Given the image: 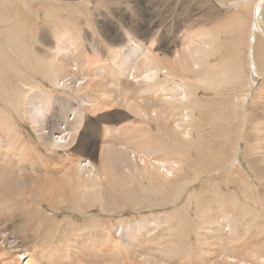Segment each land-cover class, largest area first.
<instances>
[{
	"label": "bare ground",
	"instance_id": "bare-ground-1",
	"mask_svg": "<svg viewBox=\"0 0 264 264\" xmlns=\"http://www.w3.org/2000/svg\"><path fill=\"white\" fill-rule=\"evenodd\" d=\"M4 1L13 4L11 1ZM251 1L243 0L241 4H247L246 6L251 9L253 7H251V3L254 2ZM14 2H18L17 5L13 4V7L10 4V7L14 10V14H19L20 9L26 10L28 7L27 0H15ZM4 7L6 8L3 5ZM37 10L34 11L36 15ZM43 11L47 16H52L54 12L51 7H44ZM2 14L5 17L7 16L5 13ZM227 16L229 17H224L222 14L219 15L218 24L222 25L220 31L224 28L227 31H234V34L236 31L242 33L241 29H246L248 25L246 22L251 20V18L248 20L240 12H233ZM261 17L264 20V9L261 12L259 11L258 14L256 13L254 29H257L260 33H264ZM19 25L21 26V24ZM3 28L0 32H4L3 30H5L6 34L3 33L5 39V36L11 33L9 31L12 28L11 25H4ZM23 28H20L22 32L24 31ZM126 28L118 31L111 28L109 32H100L104 40L103 42L109 46L108 48L112 50L115 57L111 58L108 54L109 57L107 59H104L102 56L98 57V50L99 54L102 53V50L97 43L93 45L96 48V50L92 51L93 53L84 50L70 30L62 29L63 33L58 34H62L63 38L56 39L55 44L51 42V38H48V40L46 39L47 37L45 38L47 45L50 44L51 53L55 51L61 57L57 59L53 56L50 58V62L47 60L49 62L47 66H44L43 69H37L38 74L43 75L54 83L56 88H58V85H61L64 90H75L73 95L80 96L81 102L72 103V100L68 99L63 103L64 98H54V96L49 94L48 91L50 90L45 92L41 89H38L39 93L34 97L31 95L30 99L28 98L30 100L27 102L29 120L35 128L41 144L46 148H54L53 152L57 153L56 155L50 154L46 156V159L38 157L43 155L39 154L40 150H35L27 142H22L13 126L10 127L4 124L2 127V133H0V161L3 158L7 161L4 160V164L0 163V167L14 168L13 163L15 162L19 166L18 170L23 173L27 169L34 171L44 165L43 162H36V160H44L51 165L49 168L42 166L45 167V175L39 186L46 187V189L38 196V200H34L31 204L26 205L28 212L34 210L32 206L35 204L41 209V206L45 203L55 210H57L59 205L67 204L70 208L80 213L87 210L88 207H91L96 202L109 206L117 199L108 193L110 189L103 192L104 183L109 187L114 186L113 189H117V187L121 188L124 184L130 183L133 180H141L143 182L147 179L158 183L151 187L154 191L159 190L158 186H162L164 183L167 186L170 182L172 183V177L185 169L187 160L189 157L191 158V154L193 155L192 151L189 150L188 144L195 142L193 134V128L196 125L195 118L199 116L200 120L204 121L207 119L206 114L209 113V108L213 112V110L219 107L217 103L212 105L213 102L210 103L211 106L202 105L197 97L203 85V93H208L210 96L213 94L211 91L215 89V85L210 78V74L212 73L208 74V61L210 57L214 56L216 58L214 50L218 48L219 36H217L218 38L215 37L216 35L211 36V38L203 37V40L199 41H193L192 39V45L187 46L185 49H178L174 55L166 57L153 49L152 43L156 37L151 36L150 28H145L138 32V34H133L129 29L126 30ZM46 29L45 26L42 27L40 33ZM37 32L34 34V31L33 39L39 37L40 34ZM50 32L53 31L50 30ZM15 33L17 34L18 32L16 31ZM42 34L44 35V33ZM251 35V40L255 37L254 41H257L255 42L256 48H253L251 56L252 67L254 68V71L251 72L253 78L251 83L248 80L243 81L245 71L238 64L239 60L236 58L230 61L234 55L232 52L227 55L228 57H224L221 61L222 65L220 64L221 68L228 69L227 73L222 72L221 77L223 75L224 78L226 76L231 78V84H235L233 83L234 80L239 83L244 82V88L241 91L238 89V91L242 92L239 100H237L239 101V109L241 111L246 110L245 105L249 97V89L252 85L256 84L255 82H258L257 79L260 77V73L263 74V81L261 80L260 82L258 93L264 87V40L261 39L263 35L258 40H256V36L252 33ZM194 36H199V34H195ZM11 37L13 38V36ZM11 37H6L9 45H11L10 42H13ZM149 37H151L150 43L148 42ZM23 40L26 42L25 39ZM142 40H146L149 44L142 43ZM0 51L2 52L1 48ZM218 51L219 49L216 52ZM15 54L17 55L16 52ZM72 61L73 63H71ZM95 61H102V63L93 67ZM4 63L3 66L5 65ZM190 73L194 75L193 78L190 77ZM105 76L111 77V79L109 78L110 81L115 82L113 84L111 81L112 86L116 85L114 88L112 87V91L109 90L111 85H108L110 86L108 93L102 81L104 79L102 77ZM228 80L230 82V79ZM245 82L247 83L245 84ZM33 87L38 88L34 85ZM116 103L118 105L120 103L124 104L122 107L132 109L135 116L139 117L137 123L135 122L134 125L131 121V125L129 124L128 127L121 126L125 129L127 128L129 132L132 131V134L123 128L110 126L109 122L108 125L104 124L102 131L100 129L93 130L91 127L93 131L90 135V140L79 139L76 142L82 124H85L86 121H93L92 115L96 111L106 114L107 108L110 105L115 106ZM56 106H60L61 112H63V108L66 106L69 112L67 111L68 113H64L61 117L54 119L52 113L53 115H60ZM263 106L264 101L257 102V104L254 101L255 108H253V111H262ZM235 110L233 111L236 112ZM115 113L120 118L126 115L120 109ZM101 114L95 116L94 124L97 120L107 119L108 114L106 116H102ZM238 114L236 112L234 116ZM242 115L244 116V114ZM217 118H219L217 115L212 116L209 122L214 123ZM114 120L116 119L114 118ZM200 123L202 122L200 121ZM152 124L157 126L156 132L150 128ZM134 126L136 127L135 130ZM256 128L254 127L255 130ZM121 132L122 134L120 135ZM100 134L101 136L103 135V138L100 137ZM248 141L246 142L247 145H245L246 154L244 160L249 164L255 158H251L252 154L250 153H252V149L249 148ZM258 146L260 148V145ZM59 148L65 152V155L70 156L71 150H74L75 154L62 161L60 159ZM5 151L9 156L7 159ZM195 152L196 156L199 155V145L195 149ZM9 162H13L12 165ZM262 179L264 180V178ZM183 185H185V182H183ZM240 186L241 191L239 195L237 194L238 197L236 194H233L234 192L228 191L229 193H224L220 190H213L211 194H202L197 190L192 192L187 206L194 202L197 207L195 215L199 225L196 231L197 249L195 252L188 251L189 243H181V238L187 236L189 229L187 219L183 214L184 209L182 208L183 212L179 213L181 208H177L179 211H173L170 214L175 218L174 222L173 218H170L165 213L161 216L153 215L149 218L137 219L127 224L119 222L114 224V228L96 226L95 228H87V231L84 230L85 228L82 231L72 229L70 235L73 240H71V245H66V249L70 250V252L69 256H65V258L77 255L80 251L81 253L87 252L90 254L96 252L95 254H91L94 255L93 257L87 255L86 258L81 254L82 257L84 256V258L80 256L84 262L82 264H264V207H258L260 203L256 198L258 196L252 195V192L247 187L248 185H246L247 188H245V184ZM179 187L181 186L179 185ZM244 196H248V199H250L248 203L244 201L246 198ZM176 197L177 195L173 196L174 199L170 201H175ZM4 200L6 201L7 199ZM215 200L217 201L220 213L217 212L218 209L214 205L216 203ZM15 205L16 207H25V203L23 202H17ZM188 209L190 208H185L186 212ZM46 219L47 227L53 220L51 217H46ZM169 220L171 224H169ZM159 226L160 228L158 229ZM58 227L60 228V224ZM2 231L4 233L0 239L7 241L9 238L4 234L8 232L3 229L0 232ZM81 240L85 241L82 243L83 245L80 243ZM9 242L14 243V240ZM74 242L76 243L73 244ZM102 245L104 246L102 247ZM84 246L90 247L91 252ZM105 246L108 248L107 253L102 251V248ZM82 247H84V251L80 250ZM50 255V253L45 254L44 252L45 264H61L49 259ZM28 256L29 254L27 255L26 252L18 253L17 258L19 259V263L22 260L23 264H42L35 260L31 261L33 257L30 258ZM10 260L9 264H14L13 259Z\"/></svg>",
	"mask_w": 264,
	"mask_h": 264
},
{
	"label": "rangeland",
	"instance_id": "rangeland-1",
	"mask_svg": "<svg viewBox=\"0 0 264 264\" xmlns=\"http://www.w3.org/2000/svg\"><path fill=\"white\" fill-rule=\"evenodd\" d=\"M3 1L4 0H0V15L2 16H0V18H2L0 19V30L4 29V25H11V28L12 26L15 27L9 31L13 38L8 34L4 39L3 35L6 34L5 30H3L4 32H0V48L2 49V52L0 51V133H2V127L4 124L10 127L13 126V129L18 132L19 139L22 142H27L33 146L35 150H40L39 154L43 155L38 157L46 159V156H49L50 154L56 155L57 153L53 152L54 148H46L41 144L38 134H36L37 132L29 120L27 102L30 100H28V98L30 99L31 95L34 97L41 89L45 92L50 90L48 92L54 96V98H64L65 100L62 101L63 103L68 99H71L72 103L81 102L80 96L77 97L73 95L75 90H64L61 85H58V88H56L54 83L46 79L43 75L38 74L37 71V69H43L44 66H47L50 62V58L53 56L57 59L61 57V55L57 54L55 51V54L51 53L52 50L49 48L50 44L47 45L45 40L51 38V42L55 44L54 42L56 39L63 38L62 34H58L63 33L62 29H66L67 31L70 30L77 42H80L81 47L87 52H92L94 49L96 50V48L93 47L94 43L99 44L102 53L99 54L100 52L98 50L97 55L98 57L102 56L104 59H107L109 55L113 58L114 55L112 50L108 48L109 46L103 42L104 40L103 37H101L102 35L100 32H109L111 28L114 30L117 29L118 31L124 30L127 27L126 30L129 29L133 34H138L141 30L150 28L151 36L156 37L154 41L155 43H152L153 49L162 53L166 57L174 55L175 51L178 49H185L187 46L192 45L194 40L199 41L203 40V37L211 38V36L215 35V37L218 38L217 36H219L218 48L214 50L216 58L214 56L210 57V60L208 61V74L212 73L210 74V78L215 85V89L211 91L213 94L210 96L208 93H203V85V87L201 86L202 91L200 90L198 92L197 97L202 105H210L211 102H213L212 105L217 103L219 107H217L216 110H220H213L212 112L209 108V113L206 114L207 119L204 121L200 120V117L196 114L197 117L194 120L196 125L193 128L195 142L188 144L189 150L192 151L191 153H193V155L191 154V158L189 157L187 160L185 169L179 171L176 176L172 177V183L170 182L167 186L165 183L162 186H158L159 190L157 189V191H154L151 187L158 183L147 179L143 182H141V180H133L130 183L124 184L121 188L117 187V189H113L114 186L109 187L104 183L103 192L110 189L108 193L117 199L109 206H104L102 203L96 202L93 203L91 207H88L87 210L81 211L80 213L70 208L67 204H61L57 210H55L45 203L41 206V209L35 204L32 206L34 207V210L28 212L26 205L31 204L34 200H38V196L46 189V187L39 185L45 175V167L49 168L51 165L44 160H36V162H43L44 165L42 166L45 167L41 166V168H37L34 171L27 169L26 172L23 173L18 170L19 166H17L15 162H9L11 165L13 163L14 168L0 167V231L2 229L6 230L8 233L4 235L9 238L7 241L0 239V264H9L11 261L10 259H13L14 264H23L22 260H20L19 263V259L17 258L18 253L21 252H26L27 255L29 254L28 257L30 258L33 257L31 261L35 260L42 264H45V257H43L44 252L45 254L50 253L51 255L49 259L57 263L82 264L84 262L81 258H84V256L86 258L87 255L93 257L94 255L91 254H95L96 252L90 254L87 252L81 253L79 251L77 255L69 257L71 260L65 258V256H69L70 252V250L66 249V245H71V240H73L70 235L72 229L82 231V229L85 228L84 230L87 231V228H95L96 226L114 228V224L119 222L127 224L128 222L137 219L149 218L153 215L161 216L165 213L169 215L170 218H173L174 222L175 218L170 214H172L173 211H179L177 208H181L179 213H182L184 209L183 214L187 219V226L189 229L187 236L181 238V243H189L190 246L188 247V251L195 252L197 249L196 231L197 226L199 225L195 215L197 207L194 202L187 206L194 190H197L202 194H211L213 190H220L224 193L234 192L233 194L239 195V192L241 191L240 185L245 184V188L248 187L253 196H258L256 197L257 200L260 201L258 207H264V180L262 179L264 178V106L262 111H253V108L256 107V105L254 107V101L255 104L264 101V87H262L260 93H258L260 82L261 80L263 81V74L260 73V77L257 79L258 82H255L256 84L252 85L249 89V97L245 105L246 110L241 111V109H239V101L237 100H239V97L241 96L242 92L240 91L244 88V82L239 83L234 80L233 83L235 84H231V78L228 76L224 78L223 75L221 77V74L227 73L228 69L221 68L220 66V64L222 65L221 61L224 57H228L227 55L232 52L234 55L230 61H233L236 58L239 60L238 64L241 65L242 70L245 71L243 74V81L248 80L249 83H251V80L253 79L251 72L254 71L251 56L253 48H256L255 42H257L254 41L255 37L251 40V33L256 36V40L262 35L264 36V33L261 32V34L257 29H254L256 13L258 14L259 11L261 12L264 9V0H252L254 2L251 1V7L253 6L251 9L246 6L247 4H241V1L243 0H27L28 7L26 10L20 9L18 12L19 14H14V10L10 7V2ZM7 1H11L15 5L18 4V2H14L15 0ZM13 4H11L12 7ZM3 5L6 6V8H3ZM44 7L53 8V15L47 16L43 11ZM5 9L7 10L5 11ZM36 10L37 15L34 13ZM233 12L242 13V15H245L248 20L251 18V20L246 22L248 28H242V33L236 31V35L233 33L234 31H227L224 28H222L221 32L220 27L222 25L218 24L219 15L222 14L224 17H229L227 15H230ZM2 13H5L7 16L5 17ZM14 15L16 16L14 17ZM9 16L12 17L10 18ZM260 19L264 30L263 17ZM21 21L22 23H25L22 25ZM48 21L51 23H47ZM19 24H21V26ZM44 26L45 29H47L40 33V29ZM20 28H23L24 31L22 32ZM50 30L53 32H50ZM256 30L257 34L255 33ZM16 31L18 32L17 34L15 33ZM36 32L40 35L44 33V35L50 37H44L42 34L41 37L39 35L38 38L33 39V33L36 34ZM195 34H199V36H194ZM14 36L16 37L14 38ZM23 36L24 38H22ZM263 36L261 37L262 40H264ZM6 37H11L13 40V42H10L11 45L6 41ZM150 38L151 37L148 38L149 43ZM23 39H25L26 42ZM141 42L144 44L148 43L146 40H142ZM179 44L180 46L182 44L181 48ZM29 45H32L33 47ZM218 49L219 51L216 52ZM12 50H14L17 55ZM3 63L5 64L4 66ZM71 63H73V61ZM100 63H102V61H95L93 67L100 65ZM215 67L216 69H214ZM213 73L217 75H214ZM190 77L193 78L194 75L190 73ZM102 78H104L102 81L104 87L107 88V93L109 90L112 91V87L114 88L116 85L112 86V80L110 81L111 77L105 76ZM228 79H230V82ZM106 80L108 81L106 82ZM214 80L215 82L217 81V84ZM218 80L220 83H218ZM246 83L247 82H245V84ZM33 85L38 88H34ZM108 85H111V87ZM109 87L110 89L108 90ZM238 89L240 91H238ZM122 105L124 104L120 103V105H118V103H116L115 106L110 105L106 110V114H101L100 111H96L92 115L93 121H86L85 124L87 125L85 126V124H82L80 127L79 137L76 142L79 139H85L86 141L90 140V135L93 130L100 129L102 131L104 124L108 125L109 122L110 126H117L119 128L128 127L131 123L133 125L135 122L137 123L139 117L135 116L132 109H127L122 107ZM56 107L58 108L57 111L60 112V115H53L52 113L54 119L69 112L66 109V106H64L63 112L60 111V106ZM118 109L123 110L127 118L125 116L120 118V116L115 113ZM233 110H235L237 114L240 112V114L234 116L236 112ZM97 113L102 116L108 114L107 119L103 118L97 120L98 122L96 121L94 124L95 116L99 115ZM111 113H115L116 115H112ZM242 114H244V116ZM216 115L219 118H217L214 123H210L209 120L211 117ZM114 118L116 120H114ZM200 121L202 123H200ZM122 125L123 127H121ZM254 127L258 128L255 130ZM135 128L136 127L134 126V130ZM150 128L156 132L157 126L152 124V127ZM125 131L129 132L127 128ZM129 133L132 134V131ZM101 134L100 137L103 138V135L101 136ZM121 134L122 132L120 135ZM258 139L260 140L258 141ZM247 141L249 148L252 149V153H250L252 154L251 158H255L254 160H251L249 164L244 160L246 154L245 145H247ZM171 142L173 141L171 140ZM252 142L253 144H251ZM257 144L260 145V148ZM198 145L200 153L196 156L195 149ZM59 152L62 161L75 154V151L71 150L70 156L65 155V152L60 148ZM5 154L7 155L6 159L9 158L6 151ZM4 160L5 159L3 158L0 163L4 164ZM183 182H185V185H183ZM179 185L181 187H179ZM246 185L248 186L246 187ZM178 190L179 192H177ZM176 195L177 197L175 201H170L171 199H174L175 197L173 198V196ZM244 197H246L244 201L248 203V200L250 199H248V196ZM3 198L7 200L5 201ZM17 202L25 203V207H16L15 204H17ZM251 204L253 205L252 202ZM214 205L218 209L217 212L220 213L217 201ZM187 207L190 209L186 212L185 208ZM46 217H51L53 220V222H50L47 227ZM169 222V224H171L170 220ZM59 224L60 228L58 227ZM159 228L160 226L158 229ZM3 233L4 231L0 232V237L3 236ZM75 239L78 240L76 237ZM11 240H14V243L9 242ZM84 242V240H81L80 243L82 244ZM75 243L76 242L73 244ZM103 246L104 245H102V247ZM84 247L91 252L90 247ZM84 247L80 250L84 251ZM102 251L107 253L108 248L105 246L102 248ZM81 254L84 256L82 257ZM80 260L81 262H79Z\"/></svg>",
	"mask_w": 264,
	"mask_h": 264
}]
</instances>
